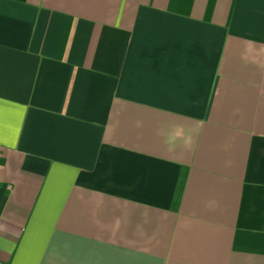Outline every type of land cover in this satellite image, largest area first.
Segmentation results:
<instances>
[{"label": "crops", "instance_id": "0c3cea01", "mask_svg": "<svg viewBox=\"0 0 264 264\" xmlns=\"http://www.w3.org/2000/svg\"><path fill=\"white\" fill-rule=\"evenodd\" d=\"M0 264H264V0H0Z\"/></svg>", "mask_w": 264, "mask_h": 264}]
</instances>
